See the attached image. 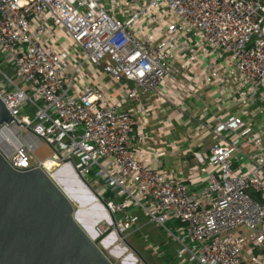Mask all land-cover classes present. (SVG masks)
Listing matches in <instances>:
<instances>
[{"label": "built area", "instance_id": "1", "mask_svg": "<svg viewBox=\"0 0 264 264\" xmlns=\"http://www.w3.org/2000/svg\"><path fill=\"white\" fill-rule=\"evenodd\" d=\"M0 56L14 170H76L120 245L156 225L178 264H264V0H0Z\"/></svg>", "mask_w": 264, "mask_h": 264}, {"label": "water", "instance_id": "2", "mask_svg": "<svg viewBox=\"0 0 264 264\" xmlns=\"http://www.w3.org/2000/svg\"><path fill=\"white\" fill-rule=\"evenodd\" d=\"M13 121L0 98V126ZM64 169L69 176H63ZM56 175L60 183L42 169L18 172L0 154V264H114L96 242L102 220L92 218L91 226L84 224L80 217L85 204L76 201V208L66 189L72 182L69 177L99 201L108 220L103 199L76 170L66 167Z\"/></svg>", "mask_w": 264, "mask_h": 264}, {"label": "rangeland", "instance_id": "3", "mask_svg": "<svg viewBox=\"0 0 264 264\" xmlns=\"http://www.w3.org/2000/svg\"><path fill=\"white\" fill-rule=\"evenodd\" d=\"M0 60L3 62L2 57L0 56ZM2 70L9 75L10 77L14 78L15 81L19 82L18 79L15 78V73L11 70L10 66H7L3 63H1ZM20 83V82H19ZM54 154V151L52 148L46 144L43 143L35 152V158L32 162H36L37 159L40 161H47L48 159L52 158ZM37 158V159H36ZM70 174L67 173V176ZM66 177V174L63 175ZM72 182L69 183V189L71 190V194L79 196L81 201L83 203H88L91 201V194L85 192L83 187L80 189L79 184H77V179L74 177H70ZM91 179V178H90ZM76 189V190H75ZM94 203H89L85 210H88L89 212H96L99 214L98 217L102 220L99 222L97 228H107L111 226L107 219L103 218V212L101 209L98 208H92L94 207ZM74 204L76 208H80V203L75 202ZM94 217V216H93ZM91 215H85L83 218L84 220H91L93 218ZM98 217H94V219H97ZM145 221H143L144 223ZM90 223V222H89ZM88 223V224H89ZM169 228L174 229L175 223L168 224ZM96 242L99 244V246L102 248V250L106 253V255L112 260L114 264H145L143 260L140 258V256L148 263V264H178L179 261L177 259V251L179 249V246L170 238L169 234L166 233L162 228H159L156 225H150L146 226L138 231H135L131 234L129 237V245L123 244L120 245V242L117 238L114 237V229L111 228L110 232L106 234L105 236H98L96 239ZM148 244H154L156 246H160L162 250L161 253L154 255L152 252L147 250ZM140 255H138L137 254ZM173 254L172 256H175V261L169 262V256L168 254ZM167 256V257H166ZM168 258V259H166Z\"/></svg>", "mask_w": 264, "mask_h": 264}, {"label": "bare ground", "instance_id": "4", "mask_svg": "<svg viewBox=\"0 0 264 264\" xmlns=\"http://www.w3.org/2000/svg\"><path fill=\"white\" fill-rule=\"evenodd\" d=\"M46 166L47 167H49V168H51L52 166H54V163L52 162V161H48V162H46ZM67 173H69L68 171H67V169H64V172H63V175H65L66 174V176H67ZM70 174V173H69ZM54 177L56 178V180L59 182V179H58V177H57V175L55 174L54 175ZM70 178V177H69ZM70 180H71V178H70ZM60 183V182H59ZM77 184H79V186H80V189L82 188V186H81V184L80 183H78L77 182ZM63 186V185H62ZM65 187V186H64ZM69 187V186H68ZM68 187H66V189H67V192H68V194L71 196V198H72V200L73 201H78V202H81V203H83L82 201H81V199L79 198V196H76V195H73L72 196V194H71V190L68 188ZM76 190V189H75ZM82 190H84V189H82ZM94 200L91 198V201L90 202H88V203H84L85 204V206H83V207H81V210H82V212H81V214L83 215V216H81L80 218L82 219V221L84 222V224L86 225V226H91V223H89L90 221L89 220H87V219H85L84 220V216L85 215H91L92 217L93 216H95V217H98V213H96V212H89L88 210H85L84 208H86V206L89 204V203H91V202H93ZM97 201V199L94 201V202H96ZM97 202H99V201H97ZM99 207V205L96 203H94V207H91V209L92 208H98ZM99 209V208H98ZM94 218V217H93ZM107 219V216H106V214H105V212H103V216H102V219ZM100 219V218H99ZM101 220V219H100ZM89 223V224H88Z\"/></svg>", "mask_w": 264, "mask_h": 264}, {"label": "trees", "instance_id": "5", "mask_svg": "<svg viewBox=\"0 0 264 264\" xmlns=\"http://www.w3.org/2000/svg\"><path fill=\"white\" fill-rule=\"evenodd\" d=\"M0 63H2L1 60H0ZM162 250H163V249H162ZM172 255H173V254H171V253L167 255V256H169V259H168V258H166V259H168L169 262H170V261H171V262H172V261H173V262L175 261V256H172ZM167 256H166V257H167Z\"/></svg>", "mask_w": 264, "mask_h": 264}]
</instances>
